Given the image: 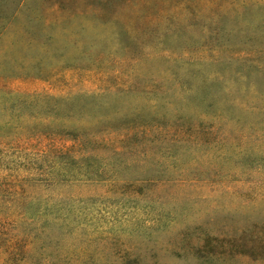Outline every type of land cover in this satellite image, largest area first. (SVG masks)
Segmentation results:
<instances>
[{"label":"rangeland","instance_id":"obj_1","mask_svg":"<svg viewBox=\"0 0 264 264\" xmlns=\"http://www.w3.org/2000/svg\"><path fill=\"white\" fill-rule=\"evenodd\" d=\"M0 264H264V0H0Z\"/></svg>","mask_w":264,"mask_h":264}]
</instances>
